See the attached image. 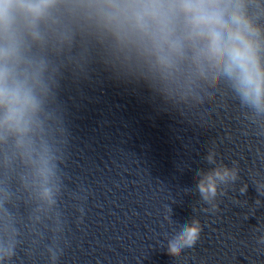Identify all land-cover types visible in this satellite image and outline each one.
Segmentation results:
<instances>
[{"label":"clouds","instance_id":"1","mask_svg":"<svg viewBox=\"0 0 264 264\" xmlns=\"http://www.w3.org/2000/svg\"><path fill=\"white\" fill-rule=\"evenodd\" d=\"M53 3L0 0V129L26 132L40 107L39 74L20 67L25 61L18 22L23 19L36 36L37 21ZM96 7L106 26L126 36L155 67L167 70L189 59L201 74L210 73L214 82L226 77L244 101L264 108V35L248 14L247 0H102ZM214 177L221 173L198 185L205 200L215 195ZM199 235L198 220L183 226L169 241V255L179 256Z\"/></svg>","mask_w":264,"mask_h":264}]
</instances>
